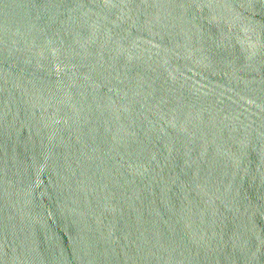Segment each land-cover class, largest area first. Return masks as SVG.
Instances as JSON below:
<instances>
[{
    "label": "water",
    "instance_id": "95a60500",
    "mask_svg": "<svg viewBox=\"0 0 264 264\" xmlns=\"http://www.w3.org/2000/svg\"><path fill=\"white\" fill-rule=\"evenodd\" d=\"M0 264H264V0H0Z\"/></svg>",
    "mask_w": 264,
    "mask_h": 264
}]
</instances>
